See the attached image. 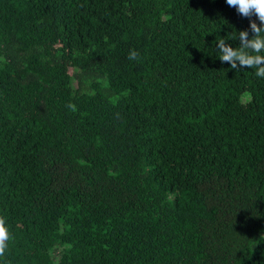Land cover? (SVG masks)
I'll return each mask as SVG.
<instances>
[{"label": "trees", "instance_id": "1", "mask_svg": "<svg viewBox=\"0 0 264 264\" xmlns=\"http://www.w3.org/2000/svg\"><path fill=\"white\" fill-rule=\"evenodd\" d=\"M241 30L226 0H0V264H264Z\"/></svg>", "mask_w": 264, "mask_h": 264}, {"label": "clouds", "instance_id": "2", "mask_svg": "<svg viewBox=\"0 0 264 264\" xmlns=\"http://www.w3.org/2000/svg\"><path fill=\"white\" fill-rule=\"evenodd\" d=\"M226 3L242 17L249 18L252 36L249 37L248 30H241L229 39L220 38L216 42L219 50L217 58L229 63L235 70L254 69L255 76L264 78V0H226ZM253 16L259 24L251 19ZM227 40H239V46L234 48L226 43ZM129 59H138V53L130 52ZM68 107L75 110L74 105L69 104ZM9 238L5 219L0 217V255L4 254Z\"/></svg>", "mask_w": 264, "mask_h": 264}, {"label": "rangeland", "instance_id": "3", "mask_svg": "<svg viewBox=\"0 0 264 264\" xmlns=\"http://www.w3.org/2000/svg\"><path fill=\"white\" fill-rule=\"evenodd\" d=\"M242 97H244V95Z\"/></svg>", "mask_w": 264, "mask_h": 264}]
</instances>
